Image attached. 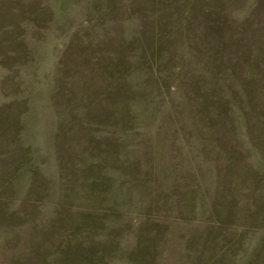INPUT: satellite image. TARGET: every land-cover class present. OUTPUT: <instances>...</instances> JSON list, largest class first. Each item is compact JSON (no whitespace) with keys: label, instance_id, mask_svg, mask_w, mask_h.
<instances>
[{"label":"rangeland","instance_id":"374dc122","mask_svg":"<svg viewBox=\"0 0 264 264\" xmlns=\"http://www.w3.org/2000/svg\"><path fill=\"white\" fill-rule=\"evenodd\" d=\"M0 264H264V0H0Z\"/></svg>","mask_w":264,"mask_h":264}]
</instances>
